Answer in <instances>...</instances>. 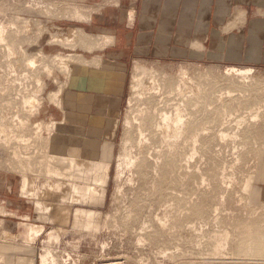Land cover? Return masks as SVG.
<instances>
[{"label": "rangeland", "instance_id": "374dc122", "mask_svg": "<svg viewBox=\"0 0 264 264\" xmlns=\"http://www.w3.org/2000/svg\"><path fill=\"white\" fill-rule=\"evenodd\" d=\"M126 1L128 4L133 2L135 7L134 0ZM127 3L102 0L86 5L81 0H0V28L3 27L5 38L0 41V125H9L18 133L20 117H29V128L34 119L45 122L50 116L61 117L47 98L48 93L56 90L57 84L47 80L40 62L50 65L51 57L56 53L76 54L89 64L94 58L114 56L125 64L114 152L117 156L120 147L131 146L127 149L133 150L132 155L138 158L134 157L135 162L125 168L122 175L120 189L125 196L121 204L112 203L111 197L116 188V161L104 175L105 157L99 151L98 161L84 166L81 172H89V184L92 185L95 179L103 177L100 197L81 203L80 193L86 184L79 173L72 182L60 183L56 193L58 198L48 201L51 205L55 201L52 207L57 201L63 207H70L67 222L55 219L40 222L35 218L34 200L19 193L20 161L29 150L24 151L16 139L6 143L0 135V209L3 210L0 213V246L8 250L17 245L24 249L29 247L28 250L35 254L33 258L25 256L17 261L9 257L13 264H41L38 255L46 249L51 251L55 264H264V66H234L252 68L249 76L252 79L245 84L224 74V69L231 65L187 61L171 53L176 47H166L156 54L150 44L148 51L143 52L136 51L134 43L125 48L122 44L115 45V40L104 46L101 36L108 34L115 39L112 30L118 38L120 36V43L124 41L127 30L117 27L133 21H126L122 14ZM102 10L111 16L118 14L116 19L120 23H111L115 29L89 27L94 25L91 24L93 18ZM77 12L82 13L83 19ZM71 28L77 29V38L70 43L64 42ZM7 45H13L12 52H8ZM31 57L38 60L34 68L35 64L26 65ZM139 64L148 72H156L155 80L160 88L157 94L148 92L147 87H144L146 93L144 89L130 87L135 66ZM179 67L188 71L187 77L192 78L202 92L190 91V94V89L181 81L183 86L178 84L181 80ZM36 75L40 78L39 84L35 81ZM177 85L184 90L182 94L177 92L176 88L180 87ZM39 87L43 89L38 96L42 103L41 113L31 117L27 115L28 108L22 104V96ZM178 102L185 104L182 106L184 113L187 110V125L182 139L174 143L167 140L168 143L160 137L156 126L160 112L171 111ZM126 118L131 122L129 125ZM142 119L148 124L143 140L137 129ZM33 131L28 133L31 137L36 135ZM37 134L42 135L36 141L42 148L34 145L28 155L33 165L31 176L36 191L47 183V179H54L47 174V167L61 171L70 167L64 152L53 153L47 147L43 131ZM192 134L198 135L196 146L190 140ZM192 146L198 150L196 154H192ZM92 147V144L87 147L89 152ZM75 220L81 222L75 224ZM33 224L42 226V232L28 246L25 236ZM53 228L61 229H57L59 240L47 244V232ZM6 229L13 233V240L4 238ZM219 239L225 245L217 246L221 243Z\"/></svg>", "mask_w": 264, "mask_h": 264}, {"label": "bare ground", "instance_id": "6f19581e", "mask_svg": "<svg viewBox=\"0 0 264 264\" xmlns=\"http://www.w3.org/2000/svg\"><path fill=\"white\" fill-rule=\"evenodd\" d=\"M127 6L128 7L126 10L122 9L121 11H122L123 16H126V21L131 22L133 20V16L135 13L134 3L131 2ZM77 14L82 18V16H83L82 13L77 12ZM2 28L3 27L0 28V41L5 40V38L3 36L4 33H3ZM68 31H69L68 32L69 36L66 37V39H63L64 42L72 41V39H75V37H76L75 33H76L77 29L75 31L73 28H71L70 30L68 29ZM83 34H84V32H83ZM101 37H102L101 41H102V43H104V46H106L107 44H110V43L111 44L114 43L115 39L112 35L104 34ZM63 44H65V43H63ZM12 46L7 45L8 52H12V48H13ZM45 57H47V56H45ZM78 57L79 56L76 54L73 55V54H66V53H56L53 57H51L50 65L49 64L47 65L46 63H41V62L39 63V66H41L42 72L45 74V77L47 78V80L53 84H57L56 88H55L56 90L54 92L48 93L47 98H48L49 103L52 104L61 113L60 118L57 119V118L50 116V118L45 120V122L43 120L37 121L34 119V120H32V126H31L33 128L32 129V128L28 127L29 122H30V119H28L29 117L23 116V119H21V117H20V119L18 120L19 127H18V129L16 128L17 129L16 132H18V133H15L14 129L11 128L9 125H2V124L0 125V126H2L0 128V135H3V138H4L3 140L9 144V140L16 139L17 141H19L21 143L22 147L24 148V151H28V150L30 151V149H32V147L34 145L40 144V143L36 144V141H37V139L40 140L42 135L40 136L37 133L39 131H43V138H45V140H46L47 147H49L50 150L52 149V152L55 154L59 150L64 152V158L67 159L69 162V166H70L69 169L66 168L67 170L64 169L63 171H61L62 169L57 170L58 169L57 168L56 170H53L52 168L47 167L46 168L47 174L49 176H53L54 179H52L51 181H49V179H47L49 182L47 181L46 184L41 186L40 189L38 188V191H36L37 188L34 184V181L32 180L33 177L31 176V173L33 172L32 171L33 165L31 163L32 161H30V156H28L30 152L29 151L25 152L26 156H23V154L20 155L23 157H22V159L20 158L21 159V161H20L21 162L20 163L21 168L20 167L19 168L21 169V173H20L21 185L19 187V193L23 197L32 198L34 200L33 204L35 206V218L37 221H40V222H48V221H51L54 219L67 222V219H69L68 214L70 211L69 210L70 207L69 206L63 207L62 205L58 204L59 203L58 201L56 203V206L52 207V205L55 201L51 202L52 205L48 201L53 200V198H55V199L58 198L56 193H58V191L60 190L59 189V187H61L60 183H62L63 181H66V180H70L72 182V180H75V178L78 177L79 173H82V180L86 184L85 190L80 193L81 203L84 204L89 199H92V198L97 199L98 197H100V195L102 194V189H103V188L101 189V187H100L103 185V179H102L103 177L100 179L99 178L95 179V183L93 182L94 184L92 185V184H89V180H90L89 172L88 171L81 172V169L84 166L89 167V165L98 161L97 154L99 151H102L104 154V157H105V162H104L105 166L103 168L104 173H105L104 175H107L109 173L112 162L114 160L116 161V168H115L116 169V174H115L116 175V177H115L116 188L114 189V192L112 193L113 195L111 197H112V203H115V205L119 204L120 202L122 203V199L125 196L123 194L122 190L120 189L121 188L120 186L122 185V184L120 185V182H121L122 178H124V177H122V175H123V173L125 174V171H124L125 168L129 167L130 165H133V163L135 162L134 160H136V159H134V157L137 158V156L132 155L133 152L131 153V151H133V150L129 151L127 149V148L131 149L130 148L131 146H129L127 148L126 147H120V150H119L117 156H115V152H114L115 151L114 150V148H115L114 141L116 138L118 124H119L120 97H121V94L123 92V87H124L125 64L120 59H118L117 57H114V56H113L114 58L112 57V58H107V59L94 58L92 60L93 62L91 64H89L88 62H85L84 59H83L84 61H81V59H79ZM37 61L38 60L36 59V57L35 58L31 57V59L30 58L27 59L26 65L27 66L29 65V67H30V65L35 64V66L32 67V68H34V67H36V64H38ZM14 65H16V64H14ZM143 67H144V65L141 67L140 64L137 67L135 66V70H134L135 72L132 74V77L130 79V83H131L130 87L133 89L137 87L140 90L141 89L145 90L144 87H147L146 89L148 92H151L153 94H157L160 91V88H159V84L156 83L157 80H155L156 72H154V71L148 72L147 71L148 69L146 70L145 67L144 68ZM183 67L186 68L185 66H183ZM179 68H180V70H178V72L181 73V76L179 75V73H178V75L180 76L181 80H179V81L177 80L178 84H180V81H181L183 83L184 87H188L190 89L188 92L191 91L192 93H196V94L199 92H202V91H199V88L197 89V84L195 83V81H193L192 78L191 79L188 78L189 76L187 77V75L189 74L188 71H187V73H188L187 74L186 70L184 68H182V67H179ZM54 69H56L57 72L60 73V75H57L58 74L57 72H56L57 74L54 73ZM251 70H252V68H246V69L241 68L240 69V68H237L234 66H228L224 69V74L226 76H228L229 78H232V79L236 78L241 83L245 82V84H246V82H248L249 79H252V76H251V78H249V76L251 75ZM193 74H194V72H193ZM25 78H28V77H25ZM186 78H188V79H186ZM35 81L39 84L40 78L38 77V75H36ZM248 83H250V82H248ZM180 85H177V86H180ZM183 85H181V86H183ZM175 86H174V88H175ZM181 86L176 88V90L177 89L179 90V91L177 90V92H179L180 94H182V92L184 91V90L181 91ZM200 89H201V87H200ZM42 90H43L42 87H39L35 90V92L27 93L26 88H25L26 93H24V96H22L23 97V103L22 104H24V106L28 108L27 115L32 117L37 113L38 114L41 113L40 112V104H42V103H40V98H38V96H40ZM185 90H188V89L186 88ZM185 92H184L183 96L185 95ZM191 92H190V94H192ZM226 92L228 93V95H230V91L226 90ZM144 93H146V90ZM180 94H178L179 97L181 96ZM69 99L71 102L69 101ZM183 103H184V101H183ZM175 105H176L175 107L172 105L173 109L171 111H164V112H160V114H159L160 121H159V123L157 122L158 124L156 127H157V130H159L158 132L161 133L160 137L162 139H164L165 141L170 140L172 142L173 141L177 142V140H179L180 138L182 139V137L184 136V133H185V128L187 125V120H186L187 118L185 119V115H186L185 113L187 112V110L184 113V111H185L184 105L185 104L183 105L182 103L181 104L179 103V104H175ZM20 109H21V107H20ZM167 112H169V113H167ZM142 113H143V111H142ZM17 115H16V117H17ZM127 118H126L125 122L127 125H129L131 122ZM38 120H40V119H38ZM147 126H148V124L144 120L142 122L138 123L137 129L139 131L138 135H139L140 139L145 138L144 131L147 129ZM31 130H35V131H33L36 134L35 136L31 137V135L28 134V133H30L29 131H31ZM195 134H192L193 136L191 135L192 137L190 138V140L196 146L195 143L198 141V137H197L198 135L196 136ZM146 139H147V137H146ZM146 139H145V142H146ZM183 141H185V140H183ZM145 142H143V143H145ZM167 142L169 143V141H167ZM90 144L93 145V147H92L93 150L91 152H89V150L87 148ZM127 144H128V142H127ZM142 145L144 146V144H142ZM173 145L175 146V144H173ZM39 146H41V145H39ZM169 146H171V145H169ZM195 146L191 147L192 148L191 149L192 154H196L198 151V150H196ZM35 147H34V149L36 150ZM41 148H42V146H41ZM139 149H141V148H139ZM142 149H144V148H142ZM16 150H17V148H16ZM35 150H34V152H35ZM16 152H18V150ZM34 152H33V155L35 154ZM17 157H18V155H17ZM49 160H51V159H49ZM50 164L52 165V162ZM18 166H20V165H18ZM45 167H46V165H45ZM68 173H70L69 174L70 176L68 178H66ZM129 176H131V175H129ZM106 177L107 176H105V178ZM67 186H68V184H67ZM74 196H76V195H74ZM1 211L3 212V210L0 209V213H1ZM77 219H79V218H77ZM162 219H164V218H162ZM79 221L81 222V220H75L74 223L75 224L80 223ZM158 222H159V220H158ZM163 224H164V222H163ZM160 226H161V224H160ZM98 227H99V225H98ZM98 227H96V228H98ZM57 229H59V228H56V229L53 228L47 232V239H48L47 244H52V243L58 242L59 237H60V231L59 230H61V229H59V230H57ZM41 232H42V226H38V225H34V224L30 225L28 227L27 236H25L26 237L25 244L28 246H31V244L35 241V239L39 236V234ZM3 233H4L5 239H9V240L14 239L13 233L9 232V230L6 229V230H4ZM220 239H222V238H220ZM220 242L221 243L219 245L216 243L217 246H220L221 244L223 246L224 241L222 242L220 240ZM17 246L16 247L14 246L13 248H11V250L4 249L0 246V264H13V261L10 260L11 258L13 260H16V259L19 260V258H23L25 256L26 257L30 256L32 258L35 256V254L32 253L33 251L31 252L28 250L29 247H27V248L25 247L27 249L26 250V249H24V247L19 248ZM220 248H222V247H220ZM9 257H11V258H9ZM38 257H39V262L41 264H49V262H50V264H55L54 257L51 255V251L49 249H46V251L40 253L38 255Z\"/></svg>", "mask_w": 264, "mask_h": 264}, {"label": "crops", "instance_id": "0c3cea01", "mask_svg": "<svg viewBox=\"0 0 264 264\" xmlns=\"http://www.w3.org/2000/svg\"><path fill=\"white\" fill-rule=\"evenodd\" d=\"M101 1L81 0L86 5ZM134 1L132 23L117 27L127 30L124 41L120 43L112 30L115 45L127 48L134 43L136 51L143 52L150 44L156 54L176 47L171 53L187 61L264 66V0ZM95 16L90 28L115 29L111 23H120L118 14L111 16L105 10Z\"/></svg>", "mask_w": 264, "mask_h": 264}]
</instances>
